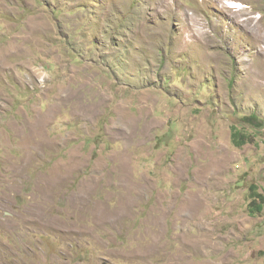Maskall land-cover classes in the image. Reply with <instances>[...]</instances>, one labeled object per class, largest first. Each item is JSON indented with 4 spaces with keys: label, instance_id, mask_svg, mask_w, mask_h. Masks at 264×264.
<instances>
[{
    "label": "rangeland",
    "instance_id": "374dc122",
    "mask_svg": "<svg viewBox=\"0 0 264 264\" xmlns=\"http://www.w3.org/2000/svg\"><path fill=\"white\" fill-rule=\"evenodd\" d=\"M255 114L264 0H0V264H264Z\"/></svg>",
    "mask_w": 264,
    "mask_h": 264
},
{
    "label": "trees",
    "instance_id": "16d2710c",
    "mask_svg": "<svg viewBox=\"0 0 264 264\" xmlns=\"http://www.w3.org/2000/svg\"><path fill=\"white\" fill-rule=\"evenodd\" d=\"M248 122L255 121V127H259V129H264V120L260 119L258 115L255 114L247 118ZM246 131L242 129L236 128L234 133V139L237 145L241 146L245 144L248 140L245 139ZM253 201L251 203V211L256 213H263L264 212V195L258 192L256 186H254L252 191Z\"/></svg>",
    "mask_w": 264,
    "mask_h": 264
},
{
    "label": "bare ground",
    "instance_id": "6f19581e",
    "mask_svg": "<svg viewBox=\"0 0 264 264\" xmlns=\"http://www.w3.org/2000/svg\"><path fill=\"white\" fill-rule=\"evenodd\" d=\"M238 5L240 6V4L238 3ZM238 5H233V6H236V7H238Z\"/></svg>",
    "mask_w": 264,
    "mask_h": 264
},
{
    "label": "clouds",
    "instance_id": "9594fccd",
    "mask_svg": "<svg viewBox=\"0 0 264 264\" xmlns=\"http://www.w3.org/2000/svg\"><path fill=\"white\" fill-rule=\"evenodd\" d=\"M230 7H233V4L230 5ZM252 116V115H251ZM239 129V128H238Z\"/></svg>",
    "mask_w": 264,
    "mask_h": 264
}]
</instances>
